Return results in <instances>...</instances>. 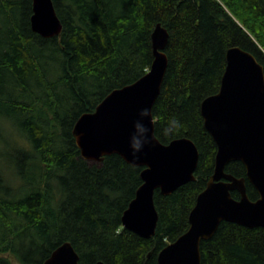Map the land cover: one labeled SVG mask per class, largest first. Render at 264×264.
<instances>
[{
	"label": "trees",
	"instance_id": "trees-1",
	"mask_svg": "<svg viewBox=\"0 0 264 264\" xmlns=\"http://www.w3.org/2000/svg\"><path fill=\"white\" fill-rule=\"evenodd\" d=\"M52 1L63 29L44 38L31 29L33 0H0V264H44L66 242L79 264H158L189 229L214 173L217 146L201 104L220 90L228 49L239 46L264 66V0ZM158 23L169 32V63L153 107L155 134L163 144L190 138L200 158L194 182L168 196L155 191L159 221L144 239L122 225L143 168L117 154L83 159L73 129L113 90L148 73ZM173 117L182 128L165 136ZM226 171L247 178L242 162ZM201 255L202 264H264V228L222 222Z\"/></svg>",
	"mask_w": 264,
	"mask_h": 264
},
{
	"label": "water",
	"instance_id": "water-1",
	"mask_svg": "<svg viewBox=\"0 0 264 264\" xmlns=\"http://www.w3.org/2000/svg\"><path fill=\"white\" fill-rule=\"evenodd\" d=\"M185 1V0H180ZM31 29L44 38L59 36L63 25L52 0H33ZM153 62L136 82L109 93L92 113L76 122L73 135L81 157L101 163L117 154L128 164L142 167V185L122 216L125 229L144 239L155 236L159 213L155 191L168 196L196 180L200 152L194 141L183 137L163 144L155 122L145 119L151 143L134 158L130 148L133 124L142 109L153 107L161 93L168 68L165 52L169 32L158 23L152 33ZM226 69L218 93L201 104L208 133L217 146L214 173L198 195L189 216V229L158 255V264H202L201 243L213 238L222 222L247 228H264V66L253 53L239 46L228 49ZM231 162H242L247 178L226 171ZM247 180L259 193L251 200ZM240 193V199L232 196ZM150 256V255H149ZM70 242L59 246L44 264H79ZM96 264H105L100 261Z\"/></svg>",
	"mask_w": 264,
	"mask_h": 264
},
{
	"label": "clouds",
	"instance_id": "clouds-1",
	"mask_svg": "<svg viewBox=\"0 0 264 264\" xmlns=\"http://www.w3.org/2000/svg\"><path fill=\"white\" fill-rule=\"evenodd\" d=\"M149 119L150 122H155V117L149 109H142L139 112V119H137L134 124V132L130 137V148L132 149V155L134 158L137 154L142 152L146 145L151 143L152 138L149 137V129L145 125L144 120ZM182 128V124L179 119L173 117L170 118L163 128V134L165 136H171L177 133Z\"/></svg>",
	"mask_w": 264,
	"mask_h": 264
}]
</instances>
